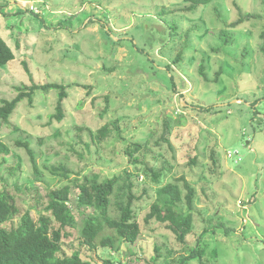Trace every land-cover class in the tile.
Masks as SVG:
<instances>
[{
	"label": "rangeland",
	"instance_id": "374dc122",
	"mask_svg": "<svg viewBox=\"0 0 264 264\" xmlns=\"http://www.w3.org/2000/svg\"><path fill=\"white\" fill-rule=\"evenodd\" d=\"M185 6L182 0H0V36L15 54L0 67V102L16 97L22 84L69 85L62 120L50 118L58 90H37L1 124L0 142L10 153L0 154V189L15 194L34 219L41 206L31 199L32 184L40 203L48 190L68 184L76 212V180L100 183L117 175L112 217L126 180L139 197L133 209L141 233L133 245L89 250L73 229L60 254L80 249L90 264H181L187 257L185 264H264V0ZM246 14L258 17L230 27ZM165 66L175 85L159 81L170 76ZM165 121L169 142L156 146ZM105 124L110 132L95 138ZM18 140L30 143L38 178ZM146 140L152 148L146 160L164 172L160 184L134 172L124 154L130 142ZM59 164L71 170L68 178L46 169ZM180 178L196 191L193 228L183 244L166 223L144 219L159 185L176 183L186 194ZM180 207L190 211L184 201ZM197 247L201 255L192 256Z\"/></svg>",
	"mask_w": 264,
	"mask_h": 264
},
{
	"label": "trees",
	"instance_id": "16d2710c",
	"mask_svg": "<svg viewBox=\"0 0 264 264\" xmlns=\"http://www.w3.org/2000/svg\"><path fill=\"white\" fill-rule=\"evenodd\" d=\"M213 0H182L187 3L184 7L185 11H193L199 5H207ZM258 17L252 14L240 16L235 22L230 24V27L235 28L238 24ZM156 31V30H154ZM220 37L224 43H228L230 36L225 30L220 32ZM264 38V33L262 34ZM119 42V41H117ZM118 44V43H115ZM16 42V47H18ZM261 51L264 52V40ZM181 58V54L177 55L175 61ZM15 59V54L8 43L0 36V67L7 65L11 60ZM165 71L170 74L166 81H159L163 84H168L169 81L175 85L174 76L170 66H165ZM200 74L206 78L203 71V66L200 67ZM69 85L59 83L35 84L30 86L22 84L16 87L17 96L13 99H3L0 102V126L2 123H7L16 109L17 104L28 99L32 101V96L37 90H42L44 93L50 90H58V100L56 103V113L50 118L62 120L64 117L63 101L67 97V88ZM107 105L109 97L106 96ZM259 100H257L258 102ZM256 102H253L255 105ZM115 125V124H114ZM117 126L115 125V129ZM109 124H105L95 134V138L105 137L109 131ZM171 127L168 121L164 122V131L159 140L154 142V145L160 146L161 143L169 142V134ZM118 131V128H117ZM17 145L23 146L30 156L31 163L34 169V176L38 178L40 171L37 169L34 152L30 148L28 141L16 142ZM152 148L148 141L130 142L124 148V154L128 157V161L134 167V172H142L145 175L150 174L151 180L160 184L163 177L162 170H156L146 160L148 151ZM10 153V148L6 144L0 142V154L7 155ZM140 157H143L142 159ZM151 159H156L153 156ZM196 160L193 159L192 163ZM19 168V165L11 169L12 173ZM46 169L51 175L68 178L72 173L64 165L46 166ZM15 173V172H14ZM130 175V176H129ZM128 179L133 175L129 174ZM119 176H113L103 182L91 181L88 177L84 182L76 180V209L71 205V188L68 184L50 189L44 196V203H40V197L37 188L34 184L27 187L28 191H32L31 199L35 202V208L41 206L38 210V217L34 219L29 209L23 210L22 205L18 203L16 195L12 194L7 188L0 189V264H90L87 258L82 256L80 249L75 250L70 255L60 254L62 240L72 235L71 230L78 229L79 244L89 250H95L98 247L109 248L113 252H119L122 244L128 243L133 245L141 233L139 223L134 216L133 204L139 197L132 192L134 184L131 180H126L124 185L119 188L122 193L117 195L118 216L112 217L109 214V204L111 195L113 194ZM183 187L186 194L182 195L181 189L176 183L168 182L159 185L156 188L155 199L150 206V211L145 216V222L151 220L166 223V227L171 230L175 238L180 243H185L186 236L193 228V217L191 210L194 207L195 188L189 184L184 178ZM124 190V192H123ZM181 201H184L188 209L184 213L180 207ZM90 208V211L85 212L84 209ZM80 216V218L78 217ZM78 218L80 224H78ZM154 260L160 257V248L154 247ZM192 256H200L201 249L195 248ZM183 259L181 264H185ZM109 263V261L107 262Z\"/></svg>",
	"mask_w": 264,
	"mask_h": 264
},
{
	"label": "built area",
	"instance_id": "2783aa9c",
	"mask_svg": "<svg viewBox=\"0 0 264 264\" xmlns=\"http://www.w3.org/2000/svg\"><path fill=\"white\" fill-rule=\"evenodd\" d=\"M232 154H233V153H232V152H230V156H232Z\"/></svg>",
	"mask_w": 264,
	"mask_h": 264
}]
</instances>
